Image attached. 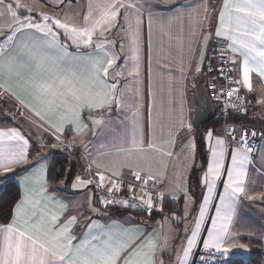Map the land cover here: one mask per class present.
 <instances>
[{
    "label": "crops",
    "instance_id": "0c3cea01",
    "mask_svg": "<svg viewBox=\"0 0 264 264\" xmlns=\"http://www.w3.org/2000/svg\"><path fill=\"white\" fill-rule=\"evenodd\" d=\"M109 2L111 0L13 2L15 8L12 7V11L17 13L16 19L23 24H46L55 37L35 27L22 28L8 11L9 0H3L0 4V59L14 57L20 65L11 74L6 70L0 72V85H3L0 87V119L13 122L11 126H0V132L15 130L28 142L25 162L12 165L8 171L0 169V194L12 182L21 192L17 204L22 205V215L17 218L16 227L23 230L24 220L32 218L34 213L42 216L45 224L52 229L48 236H39L41 243L47 244L51 236L66 225L69 227L67 235L74 237L72 244L76 246L86 242L102 245L109 238L113 243L126 240L130 246L121 254L117 264H124V260L131 258L133 252L148 251L149 243L155 245L154 264H190L194 252L198 248H206L205 241L212 242L214 239L209 236L214 219L217 227L221 223L227 226L220 240L223 248L233 245L236 248L248 247L241 242L242 239L261 243L264 248V138L260 141L259 154L252 156L248 153L249 161L242 165L244 175L241 186L244 191L235 196L230 219L226 216L220 197L229 191L225 187L229 180V169H233L235 177V170L241 167L234 165L233 155L239 159V154L245 150L239 142H227L218 129L210 128L205 134L207 161L199 173V202L189 192L197 152L194 115L199 104L197 98L203 99L202 94L197 96L196 92L198 77L212 41L219 40L231 45V40L227 38L231 34L228 30L236 27V14L230 23L226 18L225 34L218 37L215 33L222 27L220 12L224 11V0H221L219 14L218 11L214 14L212 29L210 20L215 8L212 11L210 7L213 0H122L135 4L136 8H119V14L111 26L100 25L91 44L82 42L88 46L83 50L70 47L69 40L58 36L50 26L58 19L78 29L91 28L93 22L100 19L104 5ZM238 2L241 0H229V3ZM21 3L29 7L33 3L38 4L30 7L31 15L35 18L28 20L24 12L16 10ZM90 3L92 16L86 22ZM44 15L50 19L44 21ZM137 17L140 20L139 75H128L135 67L129 46V25L135 28ZM10 27L20 30L9 41L5 37ZM101 29L109 30L101 35ZM53 39L55 46L48 47ZM83 39L86 37L81 41ZM257 47H260L258 43ZM229 52L240 92L256 104L237 128L249 125L252 127H247L264 132V122L256 120L262 119L264 113V77L251 72L249 90L243 82L244 56L240 52H233L231 46ZM42 54L56 58L64 66L74 65L83 77H87L90 70L89 58L113 59L105 82L115 85L110 93L115 99L102 108L79 107L78 119L71 111H66V107L48 110L41 99L33 94V89L27 86L36 69V58ZM51 75L43 71L41 78L46 80ZM77 87L82 89L83 94V90L87 89L86 80L78 83ZM199 87L205 90L204 81ZM211 103L216 111V103ZM137 110L138 116L134 115ZM134 127L135 134L142 138L141 146L135 149L132 146ZM218 140L222 143L218 144ZM150 144L153 147H149ZM22 147H25L22 141L0 136V151L5 155L19 152ZM50 151H72L75 154L73 159L80 166L75 177L70 182L60 183L55 192L50 191L48 186L47 154ZM213 152L217 155L213 156ZM217 163L221 167L219 175L214 176L208 169L210 164L215 167ZM17 170L20 172L15 174ZM91 174L102 176L103 182L111 190L120 182L123 193L141 196L147 192L158 213L166 200L183 199L181 207L170 215L153 218L131 212L112 214L97 204L91 187ZM253 174L256 188L250 183ZM77 178L84 183L78 182ZM209 187L211 192L208 191ZM32 201H39V204L34 207ZM201 208L204 209L203 216ZM185 215L186 225L175 219ZM14 217L16 206L10 224ZM255 221L259 223V234L252 237L250 230L247 233L241 224L251 226ZM189 240H192L191 251L185 256ZM3 244V233L0 232V249ZM237 256L247 255L238 253L232 258Z\"/></svg>",
    "mask_w": 264,
    "mask_h": 264
},
{
    "label": "snow or ice",
    "instance_id": "6c2138e0",
    "mask_svg": "<svg viewBox=\"0 0 264 264\" xmlns=\"http://www.w3.org/2000/svg\"><path fill=\"white\" fill-rule=\"evenodd\" d=\"M3 0H0V4ZM19 6V5H17ZM224 11L220 12V20L222 27L216 31V36L225 34V20L230 23L232 17L235 15L236 27L229 29L231 32L228 35V39L231 40V47L233 52H240L244 56L243 62V82L251 90L250 73L257 72L264 77V0H241L238 3H229V0H224ZM119 8H136L133 3H124L122 0H111V2L104 5L102 15L99 20L93 22L91 28L78 29L75 26H69L66 23H62L60 20H54L53 23L58 28H63L67 33L71 34L74 43L83 42L84 44H91L92 37L97 31L98 27L102 24L111 26L116 20ZM92 5L89 4V13L85 16L87 22L92 16ZM138 10V9H137ZM8 11L22 28L35 27L41 32L52 33V29L45 25L32 24L31 22L23 24L16 19L17 13L12 11V6H8ZM242 14V15H239ZM44 21L50 19L49 16L44 15L42 17ZM139 17L136 19V27L130 29V50L132 52V60L135 63V67L128 75H139ZM19 28L10 27L9 33L6 35V40H11L13 34L19 31ZM109 29H101L100 34ZM55 37V33H52ZM81 41V38H85ZM257 43L260 47H257ZM55 46V39L48 44V47ZM238 46V47H237ZM251 61V63H250ZM114 60L109 58L106 61L101 59L89 58L90 70L87 77H83L76 70L74 65L64 66L56 58L50 57L47 54H42L36 58V69L33 71L31 80L27 82V86L33 89V94L41 99V102L45 104L48 110H54L58 107H66V111H71L73 116L78 119L79 107L87 106L88 108H102L105 105L112 102L115 97L110 93L114 91L115 85H108L105 82V78L109 75V69L112 67ZM106 64V66H105ZM16 59L9 57L6 60L0 59V72L7 71L11 74L14 69L18 68ZM47 71L51 73L49 79H42L41 73ZM82 80H86L87 89L83 90L77 87V84ZM3 87V85H0ZM23 103V101H21ZM40 115L39 112L36 113ZM138 116V110L134 114ZM43 118V117H41ZM95 123H102V121H95ZM138 123V122H137ZM60 128L57 127V131ZM8 136L11 139L22 141L25 147H22L19 152H12L5 155L0 151V169L8 171L12 165L20 164L26 161V145L27 140L19 135L15 130H10L7 133L0 132V136ZM254 135V133H253ZM211 136V133H208ZM218 144L222 141H217ZM142 144V138L135 134L132 139L133 148H138ZM55 146V145H54ZM153 147V145H149ZM252 152L251 147H247L246 151L239 154V159L236 155H233L234 165H241V167L235 170V177L233 169H229V180L225 187L229 191L221 195V204L225 210L228 219L231 218L233 211V204L235 196L243 193L244 188L241 186L244 175L242 165L249 161L248 153ZM170 155V153H168ZM217 153L213 152V156ZM222 156V152L220 153ZM221 165L219 163L213 167L209 165V173L214 176L219 175V169ZM137 174V179H139ZM84 183L83 181H79ZM101 180L104 178L101 176ZM90 183V181L88 182ZM75 187V185H74ZM212 191L211 187L208 189ZM33 206H37L39 201H32ZM205 203H207V197H205ZM125 206H127L125 204ZM21 204L16 205V217L13 218L11 224L0 228V232L3 233V248L0 249V264H117L121 258V254L127 250L130 245L126 240L113 243L111 238L105 241L102 245H92L90 242L83 243L79 246L73 245L72 240L74 237L67 235L69 227L66 225L61 231H58L55 235L51 236L50 241L41 243L39 236H48L52 229L48 227L42 216H36L34 213L32 218L24 220L23 230L16 227L17 218L22 215ZM147 207L152 208L151 199L147 201ZM219 212L220 209L218 208ZM204 214V209L201 208V216ZM55 219V217H53ZM75 218L73 217V221ZM71 223V221H70ZM227 230L226 224L221 223L217 227V221L213 220V230L209 231V236L214 237L212 242L205 241V247H214L222 254L227 253L230 249L223 248L220 240L223 233ZM96 239V237H93ZM66 241V242H65ZM189 247L185 251L184 255L187 256L191 251L192 240H189ZM242 247V246H241ZM148 251H136L131 254V258L125 259L124 264H154L152 257L155 255V245L149 243L147 245Z\"/></svg>",
    "mask_w": 264,
    "mask_h": 264
},
{
    "label": "built area",
    "instance_id": "2783aa9c",
    "mask_svg": "<svg viewBox=\"0 0 264 264\" xmlns=\"http://www.w3.org/2000/svg\"><path fill=\"white\" fill-rule=\"evenodd\" d=\"M229 51L230 45L227 42L219 40L211 42L203 74L205 90L212 102L217 105L214 117L221 121L222 136L227 142H239L245 151L247 147H251L252 152L249 154L257 156L260 151V141L264 138V132L247 126H243L239 131L237 126L229 121L233 116L249 114L256 106L238 88L234 62ZM90 177L91 186L104 206L121 207L146 215H151L157 211L152 200L153 207H147V201L150 198L147 192L141 196L126 194L122 192L123 186L120 182L115 186L116 190H111L106 187L100 177ZM225 260L226 253L222 254L216 249L198 248L194 252L190 264H224Z\"/></svg>",
    "mask_w": 264,
    "mask_h": 264
},
{
    "label": "trees",
    "instance_id": "16d2710c",
    "mask_svg": "<svg viewBox=\"0 0 264 264\" xmlns=\"http://www.w3.org/2000/svg\"><path fill=\"white\" fill-rule=\"evenodd\" d=\"M219 12V10H218ZM215 14V13H214ZM214 14L210 20V28L214 27ZM248 114L243 116H233L229 119L231 123L238 126L242 121L247 119ZM13 122L7 119H0V126H11ZM221 121L213 117L203 126L196 129L195 140H196V164L189 182V192L194 194L196 202H199V173L204 169L207 161L206 156V145H205V134L210 128L218 129L220 131ZM48 186L49 190L55 192L59 188V184L62 182H70L77 172L79 171V164H76L75 156L72 151H50L48 154ZM20 170L15 171V174L19 173ZM92 187V186H91ZM93 188V187H92ZM94 190V189H93ZM95 192V191H94ZM96 195V193H95ZM21 199V192L16 183L12 182L0 194V227L10 224L13 211L16 204ZM183 199L177 201L166 200L163 204L162 211H157L151 215L142 214L139 212H133L126 210L121 207L104 206L96 195V202L101 205L105 210L112 214H122L126 212L136 213L140 216L153 218L158 215H170L180 209ZM241 242L246 244L251 252L247 256H237L231 259L230 264H264V248L261 243L242 239Z\"/></svg>",
    "mask_w": 264,
    "mask_h": 264
},
{
    "label": "rangeland",
    "instance_id": "374dc122",
    "mask_svg": "<svg viewBox=\"0 0 264 264\" xmlns=\"http://www.w3.org/2000/svg\"><path fill=\"white\" fill-rule=\"evenodd\" d=\"M13 2L14 3H16V0H9V4L12 6V7H14L13 6ZM217 2H218V5H217ZM220 3H221V0H213V5H211V9H212V11L214 10L213 8H215V11H213V13L211 14L212 16H213V14L214 13H216L218 10H219V7H220ZM22 5H24V6H22V5H19V6H16V10L18 11L19 10V12H21V13H23L24 12V16H27V18H28V20H30L31 18L33 19V18H35L33 15H31V8L32 7H35V6H38V4H36V3H33V5L31 4L30 5V7H29V5H27V4H23V3H21ZM15 8V7H14ZM218 14H219V12H218ZM211 16V17H212ZM58 20V19H57ZM214 22V21H213ZM50 26H52L53 28H54V30H55V32H56V34L58 35V36H60V37H62V38H65L68 42H69V45H70V47H73V48H78V49H80V50H83V49H85V48H87L88 46L87 45H84V44H82V42H79V43H74L73 42V39L70 37V34L69 33H67L63 28H58V27H56V25L53 23V24H51ZM210 35V34H209ZM261 85V84H260ZM261 91H262V86H261V89H260ZM263 108L262 109H264V105L262 106ZM0 118H2V117H0ZM256 120H260L261 122H264V113H263V115H262V119H256ZM246 126H249V125H246ZM249 127H252V126H249ZM242 128V126L241 127H238V130L240 131V129ZM91 176H93V177H100L99 175H96V174H91ZM253 176H254V174L252 175V180H251V182L250 183H252V185L255 187V185H257V183H256V177H254L253 178ZM91 178V177H90ZM258 179V178H257ZM90 181H91V179H90ZM103 181V180H102ZM104 183V182H103ZM106 185V184H105ZM117 185V183L115 184V186ZM114 186V187H115ZM106 187L107 188H109L107 185H106ZM260 187H261V184H260ZM256 188V187H255ZM134 195V194H133ZM144 195V194H143ZM187 216L185 215V216H183L182 218L181 217H175V219L180 223V224H184V225H186L188 222H187ZM245 224V225H244ZM243 227L245 226V230H246V232L248 233L249 232V230H250V233L253 235L252 237H254V236H256L257 234H259V231H257V228L259 227V223H257L256 221H255V223H252V225L250 226L249 224L247 225V223H242L241 224ZM249 229V230H248ZM235 232V231H234ZM226 248H228V249H230L227 253H228V255H227V257H226V260H225V262H224V264H230V262H231V259H232V257L233 256H235V254H240V255H248V254H250V252H251V249H249L248 247H246V246H242V247H239V248H236L234 245L233 246H227ZM237 252V253H236Z\"/></svg>",
    "mask_w": 264,
    "mask_h": 264
},
{
    "label": "water",
    "instance_id": "95a60500",
    "mask_svg": "<svg viewBox=\"0 0 264 264\" xmlns=\"http://www.w3.org/2000/svg\"><path fill=\"white\" fill-rule=\"evenodd\" d=\"M207 57L208 55L206 56V60H207ZM206 60L201 70V73L198 77V86L196 89L197 96L200 94H202L203 96L202 100L197 98L199 104H198L197 109L195 110V115H194V125L196 128H199L203 126L204 124H206L208 121H210V119L214 117V113H215L214 106L211 103L212 100L209 97L208 93L199 87V85L203 83V74H204Z\"/></svg>",
    "mask_w": 264,
    "mask_h": 264
}]
</instances>
